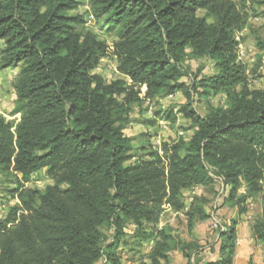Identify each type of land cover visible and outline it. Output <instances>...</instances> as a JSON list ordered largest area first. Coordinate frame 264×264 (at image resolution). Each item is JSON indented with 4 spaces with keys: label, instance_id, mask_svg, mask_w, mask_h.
Returning <instances> with one entry per match:
<instances>
[{
    "label": "trees",
    "instance_id": "16d2710c",
    "mask_svg": "<svg viewBox=\"0 0 264 264\" xmlns=\"http://www.w3.org/2000/svg\"><path fill=\"white\" fill-rule=\"evenodd\" d=\"M81 5L0 0V70L19 68V117L0 113V175L15 184L0 217V264H121L120 247L143 242L153 246L138 264H169L176 248L187 264H231L236 222L210 224L221 187L223 204L241 213L259 199L251 229L264 249V88H251L238 38L249 8L264 18V0H89L91 17L115 30L113 48L86 28ZM109 55L122 75L112 81L96 72ZM189 59H210L215 72L193 74ZM179 92L185 103L144 123L181 115L193 134L136 155L125 133L135 108ZM217 94L226 104L200 114L196 97ZM42 169L53 180L45 190L33 179ZM197 187L205 192L187 202ZM167 212L184 213L189 232L207 222L219 247L160 226ZM207 250L218 257L205 259Z\"/></svg>",
    "mask_w": 264,
    "mask_h": 264
},
{
    "label": "rangeland",
    "instance_id": "374dc122",
    "mask_svg": "<svg viewBox=\"0 0 264 264\" xmlns=\"http://www.w3.org/2000/svg\"><path fill=\"white\" fill-rule=\"evenodd\" d=\"M82 5L75 11L80 14H84L86 21V28L95 32L100 39L107 41V43L113 48V42L116 39L115 30L108 27L103 21H95L91 17L89 0H81ZM238 1V0H237ZM257 10H251L249 8L250 19L248 26L238 33L240 40V58L248 65V72L250 75V86L251 88H264V46L261 41L264 40V18L255 13H259L262 8H256ZM204 12L201 11L200 14ZM2 43L0 42V52L2 49ZM187 64L191 69V73L201 75H210L215 72L214 63L210 59H189ZM96 72L101 73L107 81L122 77L117 70V62L112 55L103 58L100 61ZM14 74L12 69L0 70V113L4 114L8 118H16L11 113L15 106L16 94L13 87ZM187 81L190 79L186 78ZM186 99L184 95L179 92L174 96H168L163 99L154 100L147 102L140 108H135L132 113V122L125 130V133L132 137L133 144L136 147L134 153L140 155L141 152L145 154L151 147L159 146L163 141L175 138L179 133L184 134L186 137H190L193 134V129H188L190 122L187 121L181 115H178L176 122L166 121L159 119L154 125L145 124V120L156 118V112L166 111L173 107H179L185 103ZM224 106L226 100L223 94L212 95L210 97H196L194 102L195 108L202 115L206 114L208 105ZM145 146L146 150H141V147ZM134 161V160H132ZM34 182L39 189L45 190L48 185L53 184L52 178L48 175L46 169H42L34 174ZM13 176H2L0 175V217L5 215L10 205L15 203L12 199L9 188L14 187L15 184ZM195 192V193H194ZM197 193V189L186 192V201L189 202L194 194ZM227 195V191L224 188H220V194L215 201L214 211L217 216L221 218L218 213V209L223 205V198ZM164 221L173 220L175 225L178 221L171 212L165 213L162 218ZM223 219V218H221ZM224 220V219H223ZM128 229V228H127ZM217 235V233H216ZM121 251V247L119 249ZM126 253L122 252V256L127 258Z\"/></svg>",
    "mask_w": 264,
    "mask_h": 264
},
{
    "label": "crops",
    "instance_id": "0c3cea01",
    "mask_svg": "<svg viewBox=\"0 0 264 264\" xmlns=\"http://www.w3.org/2000/svg\"><path fill=\"white\" fill-rule=\"evenodd\" d=\"M3 42V41H0ZM4 46V43H2ZM3 48V47H2ZM12 69L14 77L18 73L19 68H7ZM4 70V69H3ZM196 194H203L205 192L204 187H197ZM194 189V190H195ZM187 191H185L186 194ZM191 192V191H190ZM229 192V191H227ZM195 193V192H194ZM261 212V204L258 198L250 199L247 202V211L241 213L238 207H230L228 204H223L218 209V213L228 224L236 222L234 232L235 253L231 264H264V249L262 244L254 236L251 224L253 219ZM174 217L178 221L174 225L173 220L164 221L162 219L160 226L166 223L170 224L174 228V233L178 234L182 240L191 241L198 240L200 244L210 242L215 244V248L219 247V236L209 227L207 222H199L196 224L192 232L188 231L187 219L184 213H176ZM134 227L130 226L127 229L126 240L132 241ZM237 240H241L240 244H237ZM152 242H143L140 249L131 248L128 245L121 246V252L126 253V259L122 256L121 264H138L141 259H145L148 253L151 251ZM218 253L210 252L207 250L205 253V259H216ZM188 261L183 252L176 248L170 253L169 264H187Z\"/></svg>",
    "mask_w": 264,
    "mask_h": 264
},
{
    "label": "built area",
    "instance_id": "2783aa9c",
    "mask_svg": "<svg viewBox=\"0 0 264 264\" xmlns=\"http://www.w3.org/2000/svg\"><path fill=\"white\" fill-rule=\"evenodd\" d=\"M210 224L216 230H226L228 222H226L225 220L219 218L217 216V213L213 212L212 215H211V218H210ZM240 243H241V240H237V244H240Z\"/></svg>",
    "mask_w": 264,
    "mask_h": 264
}]
</instances>
